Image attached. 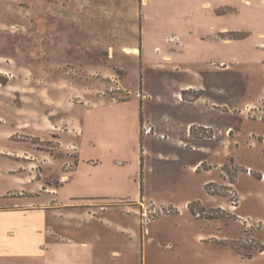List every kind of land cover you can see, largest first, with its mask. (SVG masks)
<instances>
[{"label": "rangeland", "instance_id": "rangeland-1", "mask_svg": "<svg viewBox=\"0 0 264 264\" xmlns=\"http://www.w3.org/2000/svg\"><path fill=\"white\" fill-rule=\"evenodd\" d=\"M17 207L49 264H264V0H0Z\"/></svg>", "mask_w": 264, "mask_h": 264}, {"label": "crops", "instance_id": "crops-1", "mask_svg": "<svg viewBox=\"0 0 264 264\" xmlns=\"http://www.w3.org/2000/svg\"><path fill=\"white\" fill-rule=\"evenodd\" d=\"M32 162L35 163H29ZM17 209L0 208V264H49L50 254L46 251L45 235L51 234V225L41 216H37L39 220L36 223L35 216L29 217L25 209ZM15 214L24 217L13 221L11 217Z\"/></svg>", "mask_w": 264, "mask_h": 264}, {"label": "bare ground", "instance_id": "bare-ground-1", "mask_svg": "<svg viewBox=\"0 0 264 264\" xmlns=\"http://www.w3.org/2000/svg\"><path fill=\"white\" fill-rule=\"evenodd\" d=\"M132 52H133L134 54H138V53H140V50H139V48L134 47V48L132 49Z\"/></svg>", "mask_w": 264, "mask_h": 264}]
</instances>
